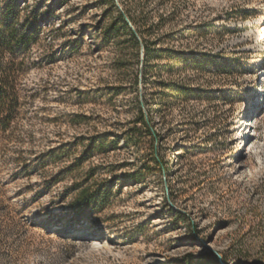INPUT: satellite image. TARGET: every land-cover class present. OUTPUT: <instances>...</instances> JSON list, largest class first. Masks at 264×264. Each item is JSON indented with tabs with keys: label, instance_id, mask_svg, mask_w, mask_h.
<instances>
[{
	"label": "rangeland",
	"instance_id": "1",
	"mask_svg": "<svg viewBox=\"0 0 264 264\" xmlns=\"http://www.w3.org/2000/svg\"><path fill=\"white\" fill-rule=\"evenodd\" d=\"M7 4L0 264H264V0Z\"/></svg>",
	"mask_w": 264,
	"mask_h": 264
},
{
	"label": "trees",
	"instance_id": "2",
	"mask_svg": "<svg viewBox=\"0 0 264 264\" xmlns=\"http://www.w3.org/2000/svg\"><path fill=\"white\" fill-rule=\"evenodd\" d=\"M11 5H6V12L0 13L3 20H0V52H11L15 47L22 46L24 48L32 36L26 34L23 30L20 35L17 36V27L14 26L12 18H8L11 12ZM4 15V16H3ZM7 16V17H6ZM123 26L126 27L124 23ZM109 30L115 31V27H110ZM10 69H8L6 63H0V116L8 114L12 107L18 105V97L14 90L13 83L10 81ZM4 114V115H3ZM3 122V123H2ZM6 121H1V124L6 125Z\"/></svg>",
	"mask_w": 264,
	"mask_h": 264
},
{
	"label": "bare ground",
	"instance_id": "3",
	"mask_svg": "<svg viewBox=\"0 0 264 264\" xmlns=\"http://www.w3.org/2000/svg\"><path fill=\"white\" fill-rule=\"evenodd\" d=\"M76 234H77V232H73V234H72V235H73V236H75Z\"/></svg>",
	"mask_w": 264,
	"mask_h": 264
}]
</instances>
